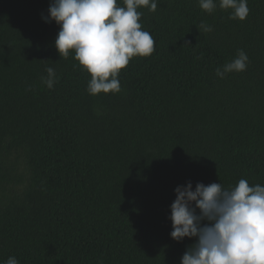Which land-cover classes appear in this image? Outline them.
I'll use <instances>...</instances> for the list:
<instances>
[{
	"label": "trees",
	"instance_id": "16d2710c",
	"mask_svg": "<svg viewBox=\"0 0 264 264\" xmlns=\"http://www.w3.org/2000/svg\"><path fill=\"white\" fill-rule=\"evenodd\" d=\"M50 3L0 0V264H180L195 238L170 236L177 186L264 185V0L244 21L198 0L139 8L155 51L96 96ZM241 49L247 70L218 77Z\"/></svg>",
	"mask_w": 264,
	"mask_h": 264
},
{
	"label": "clouds",
	"instance_id": "9594fccd",
	"mask_svg": "<svg viewBox=\"0 0 264 264\" xmlns=\"http://www.w3.org/2000/svg\"><path fill=\"white\" fill-rule=\"evenodd\" d=\"M51 0L46 23L55 22L60 30L55 47L67 59L70 52L91 79L87 92L118 94V79L134 57H148L155 51V40L141 24L142 12H155L158 0ZM200 8L212 14L217 6L231 10L229 19L244 21L250 14L248 0H198ZM204 31H212L201 25ZM249 57L244 50L217 68L216 75L247 70ZM41 81L49 89L57 83L55 70L45 69ZM176 199L171 204L172 231L177 242L195 238L180 264H264V185H250L240 179L235 186L221 183L205 185L191 181L175 188ZM6 264H19L10 256Z\"/></svg>",
	"mask_w": 264,
	"mask_h": 264
}]
</instances>
